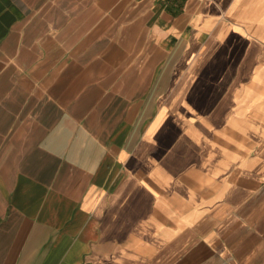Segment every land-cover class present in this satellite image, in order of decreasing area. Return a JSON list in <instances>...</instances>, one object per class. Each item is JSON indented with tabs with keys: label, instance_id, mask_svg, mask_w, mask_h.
Segmentation results:
<instances>
[{
	"label": "crops",
	"instance_id": "obj_1",
	"mask_svg": "<svg viewBox=\"0 0 264 264\" xmlns=\"http://www.w3.org/2000/svg\"><path fill=\"white\" fill-rule=\"evenodd\" d=\"M0 264H264V0H0Z\"/></svg>",
	"mask_w": 264,
	"mask_h": 264
},
{
	"label": "rangeland",
	"instance_id": "obj_2",
	"mask_svg": "<svg viewBox=\"0 0 264 264\" xmlns=\"http://www.w3.org/2000/svg\"><path fill=\"white\" fill-rule=\"evenodd\" d=\"M251 31H252V30L249 28V32H248V34H251Z\"/></svg>",
	"mask_w": 264,
	"mask_h": 264
}]
</instances>
